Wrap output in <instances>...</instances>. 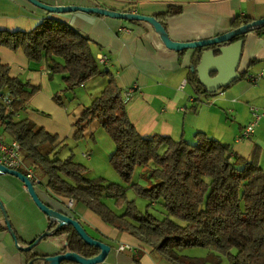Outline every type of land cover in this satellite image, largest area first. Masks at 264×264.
Segmentation results:
<instances>
[{"label":"trees","instance_id":"obj_1","mask_svg":"<svg viewBox=\"0 0 264 264\" xmlns=\"http://www.w3.org/2000/svg\"><path fill=\"white\" fill-rule=\"evenodd\" d=\"M181 12V6H170L160 15L169 18ZM234 20L240 26L253 21L249 16ZM251 31L264 35V25ZM244 35L234 37L232 42L244 40ZM0 46L22 49L30 61L45 59L51 75L62 74L65 89L54 95L61 105L65 104V92L96 76L107 77L106 86L75 122L73 140L83 139L86 129L98 121L115 142L110 161L121 178L130 183L137 167H148L153 180L150 186L137 182L131 185L138 196L147 200L142 210L135 199H129L126 186L103 176L89 177L88 167L75 160L72 149L68 156H59L66 143L53 145L59 138L57 134L29 118L16 119L39 86L12 76L10 66L0 59V92L12 99L11 106L0 100V127L20 142L23 158L38 178L47 177V189L83 203L104 222L133 235L144 249L173 264H221L223 256L231 264H264V169L257 155L248 161L234 153L230 144L203 131L196 132L194 142L184 137L175 140L140 134L128 116L123 89L115 76L98 63L90 38L54 16L45 17L29 31L0 30ZM196 50L187 82L198 97L212 96L216 93L206 90L197 72L206 48ZM255 62L252 59L241 70L239 79L249 74ZM46 143L53 146L44 152L41 148ZM36 184H42V180ZM106 198H113L121 212L111 208ZM153 206L163 216L153 213ZM56 226L57 222L50 219L49 230ZM53 235L66 238L60 253L75 252L87 258L100 253L99 247L87 244L70 224L61 226ZM188 247L205 248L208 252L205 256H189L183 253ZM49 256L31 253L27 264H50ZM61 264L78 263L63 260Z\"/></svg>","mask_w":264,"mask_h":264},{"label":"crops","instance_id":"obj_2","mask_svg":"<svg viewBox=\"0 0 264 264\" xmlns=\"http://www.w3.org/2000/svg\"><path fill=\"white\" fill-rule=\"evenodd\" d=\"M50 5H80L104 7L114 11H128L156 17L168 34L176 41H196L213 38L240 27L236 17L249 16L254 20L264 18V0H41ZM170 6H181L178 15L164 18L160 14ZM159 15V16H158ZM47 16H54L78 29L90 38L92 52L108 56L102 68L116 78L123 92L135 88L127 103L130 120L144 136H169L175 140L184 137L194 142L195 134L203 131L231 145L234 153L251 161L257 159L264 169V118L253 134L239 139L243 128L252 120L251 106L264 107V75L257 81L248 76L233 82L227 88L210 96L198 97L187 82L190 65L198 52L194 48L176 51L168 48L154 26L146 21L131 23L111 16L87 13L81 10L67 13H50L28 0H0V30L29 31ZM137 21V20H134ZM128 27L131 31L120 30ZM0 59L11 68V75L39 90L16 119L29 118L38 126L57 134L53 144L66 143L59 156L66 157L74 147L81 148L88 169L95 170L96 143L99 138L110 144L109 137L98 121L86 129L84 139L73 140L75 122L85 107L98 96L107 84V77L96 76L71 92H65V104L54 100V95L63 93L65 83L62 74L51 75L45 59L30 61L22 49L12 50L0 46ZM249 73L255 74L264 68V35L250 31L244 35L240 69L245 70L251 60ZM186 84L181 88L182 83ZM0 135L13 139L0 127ZM98 137V138H97ZM92 140L95 145L81 147L82 141ZM53 145H49V149ZM72 149V150H71ZM114 151V146H111ZM111 156V150L109 149ZM111 153V154H110ZM63 155V156H62ZM75 160L80 162L76 159ZM82 163V162H80ZM83 164V163H82ZM2 173L0 200L6 210L19 243L7 227L6 217L0 206V264H27L28 255L39 253L56 255L66 243L63 235H51L38 242L30 252L19 246H27L49 228L50 217L34 202L24 183ZM16 177V176H15ZM35 190L42 201L58 210L71 212L73 218L88 230L93 237L108 243L111 251L101 264H173L144 249L141 242L129 234L104 222L100 216L83 203L69 207L67 198L47 189V177ZM152 181V180H150ZM22 182V184H21ZM111 208L114 206L107 203ZM121 211V209H114ZM120 243H127L136 250L118 251ZM189 256H196L187 254ZM206 255V254H205ZM203 255V256H205Z\"/></svg>","mask_w":264,"mask_h":264},{"label":"water","instance_id":"obj_3","mask_svg":"<svg viewBox=\"0 0 264 264\" xmlns=\"http://www.w3.org/2000/svg\"><path fill=\"white\" fill-rule=\"evenodd\" d=\"M28 1L50 13H67L81 10L87 13H96L124 20L146 21L154 26L156 31L160 34L164 44L170 49L181 51L188 48H206V50L202 53L201 61L197 67V72L201 83L210 93H217L220 89L227 88L241 76L240 63L244 40L241 39L232 42V39L238 35L250 32L251 29L255 27L264 25V18L256 19L251 23L241 25L236 29L213 38L183 42L173 40L163 24L154 16L131 13L128 11H114L104 7L50 5L41 0ZM213 73H215V76H212ZM2 173H9L18 177L27 186V191L36 205L50 217L51 221L57 222V226L53 231H50L48 228L37 239H35L33 243L27 246H19L21 249L26 251L31 250L44 237L53 235L61 226L70 224L76 229L80 237L87 244L99 247L100 253L92 258L84 257L83 255L75 252L58 253L47 257L49 263L61 264L63 260H69L78 264H101L106 260L111 251V246L108 243L90 235L80 221L68 215L63 210L55 209L54 207L44 203L35 190V184L21 171L9 169L0 165V174ZM0 206L5 214L7 227L15 237V241L18 244L19 241L16 238V233L7 218L6 210L1 201Z\"/></svg>","mask_w":264,"mask_h":264},{"label":"rangeland","instance_id":"obj_4","mask_svg":"<svg viewBox=\"0 0 264 264\" xmlns=\"http://www.w3.org/2000/svg\"><path fill=\"white\" fill-rule=\"evenodd\" d=\"M104 132H105V130H104ZM106 135L109 137V141H110L109 145L106 141H102L97 137L98 139H97V143L95 146L96 147V156H95V161H94L95 170H92V171L89 170L88 176L89 177L103 176V177H106L107 180L121 183L122 185L127 187V194H128L129 199H135L139 208L142 210H145V208L148 204L147 200L143 197L138 196L135 193V191L133 190V188L131 187V185H132V183L137 182V183H141V184L146 185V186H150L153 183L152 182L153 180L150 181L151 180L150 178H152L150 175V172H149L150 169L148 167H145V168L144 167H137L132 181L130 183L124 181L121 178V176L118 174V172L115 170L113 165L111 164V161H110L111 156L109 155L110 151H108V150L110 149L111 153H112L113 150L111 149V146L113 145L114 148H116V145H115V142L112 140V138L107 133H106ZM83 139H81V140H83ZM82 143L83 144H81V147H83V148H85L86 144L91 145V146L95 145L92 140H89V141L84 140V141H82ZM49 145H50L49 143L44 144L41 148L42 151H44V152L48 151ZM74 150H75V154H76V159L79 160L80 162H82L83 164L85 163L87 165V163H86L87 159L81 155V148L80 147L77 148L75 146ZM1 175L2 174H0V176ZM9 176L12 177L13 179H16L17 181H20V179L18 177H15L14 175H9ZM1 184L3 186L5 185V183H1ZM1 184H0V192H1V188H2ZM21 184H22V182H21ZM106 202L111 203L114 206V209H117V207L115 205L116 202L113 198H106ZM150 210L153 213L157 214L158 216H163V214L160 211H158L154 206L152 208H150ZM117 212H121V211H117ZM87 232H88V230H87ZM207 252H208V249L200 248V247H188V248H185L183 250V253H185V254H191V255H196V256H203V255L207 254ZM234 252H235V250H234ZM221 264H231V262L227 256H223Z\"/></svg>","mask_w":264,"mask_h":264},{"label":"built area","instance_id":"obj_5","mask_svg":"<svg viewBox=\"0 0 264 264\" xmlns=\"http://www.w3.org/2000/svg\"><path fill=\"white\" fill-rule=\"evenodd\" d=\"M120 30H126L131 31L128 27H121ZM98 60V63L101 65H105L108 63L109 58L108 56L104 54H98L96 57ZM264 75V68L255 74L249 73L248 79L251 81H257L260 77ZM186 84V81H184L181 85V88H183ZM135 92V88H129L126 89L123 92V101L124 103H128L133 94ZM0 100L3 101L6 105L11 106L12 99L11 97L3 92H0ZM251 114H252V120L243 128V131L241 132V135L239 136V139H245L248 138L251 134H253L256 130V127L259 123V121L264 118V107H256L251 106ZM0 165H3L9 169L13 170H24L25 175L35 184L40 182V178L36 175V172L32 166H29L26 164L23 154H22V147L18 140L11 139L7 140L2 135H0ZM25 189L27 190V186L24 184ZM67 205L69 207H72L75 203L74 199L70 198L66 201ZM118 251L123 250H136L134 246L127 244V243H120L117 246Z\"/></svg>","mask_w":264,"mask_h":264}]
</instances>
